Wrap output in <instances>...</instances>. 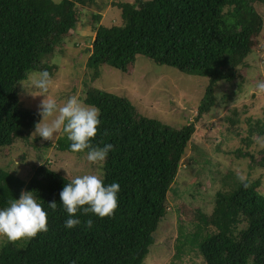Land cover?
<instances>
[{"label":"trees","instance_id":"16d2710c","mask_svg":"<svg viewBox=\"0 0 264 264\" xmlns=\"http://www.w3.org/2000/svg\"><path fill=\"white\" fill-rule=\"evenodd\" d=\"M87 1L0 0V149L30 138L40 117L19 108L17 84L27 73L42 70L41 59L52 55L74 30L80 21L77 5ZM261 5L264 0L118 2L114 6L120 11L119 25L103 26L100 14L91 15L93 36L86 63L91 81L99 77L101 66L128 73L137 56L186 74L206 76L199 118L215 104L218 82L236 83L242 78L240 68L253 51V40L264 36ZM83 101L100 110L101 123L92 146L114 145L104 161V182L119 184L117 208L111 217L103 218L78 211L81 223L66 229L68 214L59 193L70 180L46 163L36 166L26 182L0 168V207L12 198L19 199L22 190L34 191L47 212L48 228L27 241H3L0 264H143L154 244L153 233L168 212L167 193L195 126L188 123L173 128L143 116L127 98L98 88H87ZM224 121L242 147L249 148L255 139L264 141V118H246L244 132L237 108ZM69 144L63 134L47 147L72 153ZM242 147L234 155L247 157L251 166L264 170V146L256 153ZM223 180L229 186L214 194L211 212L196 210L214 233L209 236V231L199 239L179 224L176 252L169 264H178L188 246L194 248L201 264H264L260 179L240 180L227 173ZM52 201L57 203L55 210L48 207ZM88 219L93 221L90 228L84 223Z\"/></svg>","mask_w":264,"mask_h":264},{"label":"rangeland","instance_id":"374dc122","mask_svg":"<svg viewBox=\"0 0 264 264\" xmlns=\"http://www.w3.org/2000/svg\"><path fill=\"white\" fill-rule=\"evenodd\" d=\"M138 1L147 0H94L93 3L88 0L83 5H77L79 23L52 55L41 59L44 64L42 70L49 72L52 81L47 95L58 103L71 95H76L84 103L87 88H98L127 98L143 116L157 119L173 128L194 124L195 132L167 193L168 212L153 233L155 242L149 247L143 261V264H169L176 252L179 224L183 225L186 233L195 234L199 239L209 231V236L214 233L196 210L211 212L214 194L229 186L223 180L227 173L236 175L240 180L260 179L259 192L264 195V170L251 166L247 157L234 155L233 152L242 145L228 131L229 124L224 121L230 110L237 108L240 128L244 132L246 118H264V91L256 87L258 82L264 81V36L253 40V51L240 68L242 78L236 83L218 82L214 90L215 104L209 112L197 118L198 106L208 83L206 76L186 74L137 56L128 73L101 66L99 77L91 81L86 68L90 54L89 39L93 36L89 27L91 15L100 14L99 24L103 26L119 25L120 11L114 5ZM259 12L264 19V5H261ZM41 99L43 97H33L24 92L17 84V100L21 110L37 113ZM62 135L43 140L31 133L25 143L17 142L10 149H0V168L25 182L31 177L33 169L42 163L70 181L77 175L97 170L104 176V162L91 164L86 160L85 152H59L53 146L47 147L48 143L53 145ZM263 146L264 141L255 139L249 148L242 149L256 153ZM3 241L0 238V244ZM188 247L192 251L187 249L178 264H201L194 248Z\"/></svg>","mask_w":264,"mask_h":264},{"label":"clouds","instance_id":"9594fccd","mask_svg":"<svg viewBox=\"0 0 264 264\" xmlns=\"http://www.w3.org/2000/svg\"><path fill=\"white\" fill-rule=\"evenodd\" d=\"M47 70L31 71L26 74L21 85L22 90L33 97L41 96L37 106L40 119L34 124L32 136L43 140H51L55 135L64 134L70 141L72 153L85 152V158L93 165L104 162L112 143L103 146H92L91 139L97 133L100 110L95 105L84 104L76 95L68 96L60 103L47 95L51 84ZM257 89L264 91V81L258 82ZM119 184H105L103 173L99 170L77 175L66 183L59 193L60 204L68 214L64 220L66 229H72L81 223L76 216L79 211L91 213L99 218L111 217L117 208ZM34 191H21L19 199H11L7 206L0 207V238L6 242L27 241L46 232L47 212L38 202ZM55 210V201L47 203ZM86 227L92 226V219L84 221ZM71 264H76L72 261Z\"/></svg>","mask_w":264,"mask_h":264}]
</instances>
